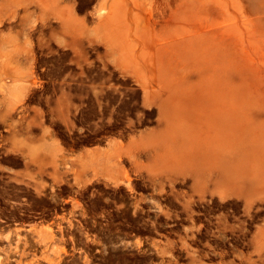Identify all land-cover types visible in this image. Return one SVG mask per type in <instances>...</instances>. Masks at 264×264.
Listing matches in <instances>:
<instances>
[{
	"label": "rangeland",
	"instance_id": "374dc122",
	"mask_svg": "<svg viewBox=\"0 0 264 264\" xmlns=\"http://www.w3.org/2000/svg\"><path fill=\"white\" fill-rule=\"evenodd\" d=\"M57 3L64 25L53 15L40 19L37 8L24 20L18 11L10 31L8 20L0 24L1 43L11 44L0 48V108L17 118L10 152L66 155L56 128L73 135L77 110L58 100L50 116L57 122L49 125L40 94L74 92L90 83L82 89L96 96L98 123L91 127L108 123L110 129L126 119L129 149L148 145L127 156L124 137L108 140L118 144L123 171L108 177V185L132 191L133 179L143 177L152 198L171 194L183 211L217 205L224 212L217 220L220 235L234 232L228 214L235 213L240 259L192 258L191 264H264V0ZM8 66H19L15 90L25 91L22 99L6 93L14 80L4 74ZM30 121L31 133L23 129ZM162 145L170 161L159 158L155 147ZM159 171L194 176L155 177ZM168 251L162 249V256Z\"/></svg>",
	"mask_w": 264,
	"mask_h": 264
},
{
	"label": "flooded vegetation",
	"instance_id": "af4514ba",
	"mask_svg": "<svg viewBox=\"0 0 264 264\" xmlns=\"http://www.w3.org/2000/svg\"><path fill=\"white\" fill-rule=\"evenodd\" d=\"M32 8H37L42 20L53 15L63 21L57 0H0V24L8 20L10 31L17 12L24 20ZM24 22L20 21L19 26ZM2 38L0 48L11 46L1 43ZM18 68L8 66L12 74L4 72L8 79L14 77L10 85H5L13 100L22 99L25 93L15 90ZM23 68L25 74L20 77L25 80L27 72L20 67ZM11 86L14 91L8 90ZM78 86L74 92L40 94L41 110L49 125L57 122L50 116L55 114L58 100H67L64 104L77 110V130L73 135L56 128L66 155H26L27 150L31 152L26 148L20 153L10 152L17 118L0 108V264H191L192 258L216 263L239 260V224L231 210L228 216L235 220L228 225L234 232L220 235L217 220L224 212L217 205L183 211L181 205L171 203L176 201L171 194L152 198L154 194L146 188L143 177L133 179L131 191L126 184L116 188L108 185V176L97 169L82 170L85 152L108 149L109 153V149L117 148L116 143L108 145L110 139L124 137L121 141L127 142L128 148V125L126 119H120L110 129L108 123L91 127L98 123L96 96L82 89L90 88V83ZM34 103L26 108L28 120L32 119ZM32 128L30 121L23 129L31 133ZM120 165L119 161V168ZM122 174L123 171L113 177ZM127 177L126 174L129 181ZM145 199L150 204L146 205ZM162 249H169L168 254L162 256Z\"/></svg>",
	"mask_w": 264,
	"mask_h": 264
},
{
	"label": "crops",
	"instance_id": "0c3cea01",
	"mask_svg": "<svg viewBox=\"0 0 264 264\" xmlns=\"http://www.w3.org/2000/svg\"><path fill=\"white\" fill-rule=\"evenodd\" d=\"M62 18H63L62 24L64 25L66 17L63 16ZM117 19L118 18H116V17L109 18L108 19V25H110V23H115V21ZM109 30H111V28L108 27V31ZM146 146L148 147V145H146ZM146 146L144 145L141 148L140 146H135L134 144H132L130 146V149H129V145H128V151H126V154L128 156L129 152L132 153V152L139 150V149L144 150ZM163 146H165V145L155 147V150L157 148H159L158 149L159 156L161 154V157H159V158L170 161V158H168L169 157L168 153H167L168 151H165L164 150L165 148H162ZM118 153H119V151L116 149L115 150L109 149V153H108V149H107V151H100L99 153H97V152L96 153L95 152H90V153L85 152L83 154L85 159L82 162V164L80 165V167L82 168V170L84 172L91 170V169H97L100 172H102L103 174H105L106 176L113 177L115 174H120L122 172V170H120V168L118 167V162H117ZM26 155L35 156L32 154V150H31V152L27 150ZM47 156H50V155H47ZM156 174H159V175H155V177H167V176L173 175V176L184 177V178L189 177L192 179V177L194 176L192 171H189V172L159 171V172H156ZM197 176L198 177L202 176L201 172ZM153 177H154V175H153Z\"/></svg>",
	"mask_w": 264,
	"mask_h": 264
},
{
	"label": "bare ground",
	"instance_id": "6f19581e",
	"mask_svg": "<svg viewBox=\"0 0 264 264\" xmlns=\"http://www.w3.org/2000/svg\"><path fill=\"white\" fill-rule=\"evenodd\" d=\"M100 15H101V13H100ZM127 178H129V177H127ZM128 180V179H127Z\"/></svg>",
	"mask_w": 264,
	"mask_h": 264
}]
</instances>
